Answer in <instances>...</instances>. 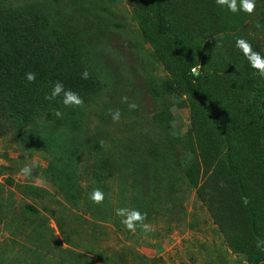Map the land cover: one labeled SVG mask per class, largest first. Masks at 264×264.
Masks as SVG:
<instances>
[{"label": "rangeland", "instance_id": "374dc122", "mask_svg": "<svg viewBox=\"0 0 264 264\" xmlns=\"http://www.w3.org/2000/svg\"><path fill=\"white\" fill-rule=\"evenodd\" d=\"M135 1H12L76 37L100 87L79 105L1 122L0 264H251L230 245L239 227L220 224L198 195L210 192L211 170L191 149L185 95L142 36ZM206 1L207 13L189 15L202 31L196 74L209 58L250 66L238 38L264 57V0L250 14ZM117 210L139 211L151 230H129Z\"/></svg>", "mask_w": 264, "mask_h": 264}, {"label": "trees", "instance_id": "16d2710c", "mask_svg": "<svg viewBox=\"0 0 264 264\" xmlns=\"http://www.w3.org/2000/svg\"><path fill=\"white\" fill-rule=\"evenodd\" d=\"M12 1L0 0V133L4 120L28 122L63 104L59 96L49 98L57 81L79 98L100 87L84 58L87 48L76 37L51 29L48 15ZM206 2L136 0L134 15L142 36L185 95L187 138L211 170L210 192L199 188V197L213 205L220 224L239 227L231 247L244 252L251 264H264V250L256 246L264 240V77L237 61V51L228 53H236L237 60L209 58L207 66L192 73L202 31L189 24V15L207 13ZM27 72L36 75L31 83L25 80Z\"/></svg>", "mask_w": 264, "mask_h": 264}, {"label": "clouds", "instance_id": "9594fccd", "mask_svg": "<svg viewBox=\"0 0 264 264\" xmlns=\"http://www.w3.org/2000/svg\"><path fill=\"white\" fill-rule=\"evenodd\" d=\"M216 4L223 9H226L232 13L244 12V13H252L254 8V0H240L239 5L237 4V0H216ZM235 46L240 49L244 57L247 59L250 67L255 69L257 74L260 77H264V57H262L259 53L254 52L251 48V45L246 42L244 39L238 38L235 42ZM193 73L196 74V69H192ZM82 78H87V72L82 74ZM36 79V75L33 72L25 73V80L29 83L33 82ZM61 97V102L64 106H76L81 103L78 95L66 89L62 82L57 81L51 88L49 98L55 99L56 97ZM130 108H135V104L129 105ZM61 113L59 111L56 112V116L59 117ZM112 119L114 121L119 119V112L111 113ZM35 167V162L30 164H25L21 169L20 173L25 176H31L33 168ZM94 203H100L103 200V194L99 190H94L89 197ZM117 215H124L126 218L122 221L126 225L129 230H134L138 224L143 227L145 232L150 231L148 225L142 224L144 220V216L137 210H117ZM258 248L264 250V240H258L257 245Z\"/></svg>", "mask_w": 264, "mask_h": 264}]
</instances>
